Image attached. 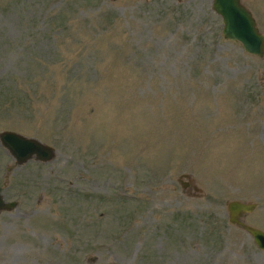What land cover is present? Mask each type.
<instances>
[{"label":"rangeland","instance_id":"1","mask_svg":"<svg viewBox=\"0 0 264 264\" xmlns=\"http://www.w3.org/2000/svg\"><path fill=\"white\" fill-rule=\"evenodd\" d=\"M221 30L212 0H0V132L54 151L4 178L0 143V264H264L226 208L264 232V56Z\"/></svg>","mask_w":264,"mask_h":264},{"label":"water","instance_id":"2","mask_svg":"<svg viewBox=\"0 0 264 264\" xmlns=\"http://www.w3.org/2000/svg\"><path fill=\"white\" fill-rule=\"evenodd\" d=\"M212 9L221 18L223 38L239 42L243 50L251 55L264 56V34L258 30L251 12L240 0H212ZM0 143L16 159L17 163H23L33 155L39 161L45 162L54 155L53 149L38 139L11 130L0 132ZM188 185V182L182 183L184 187ZM256 206V203L238 200L226 203L229 223L246 231L255 244L264 250V232L243 221L244 215L251 213ZM14 207L15 202H5L0 195V211L11 210Z\"/></svg>","mask_w":264,"mask_h":264},{"label":"flooded vegetation","instance_id":"3","mask_svg":"<svg viewBox=\"0 0 264 264\" xmlns=\"http://www.w3.org/2000/svg\"><path fill=\"white\" fill-rule=\"evenodd\" d=\"M5 148V147H4ZM6 151H7V153H8V155H9V157L12 159V161L14 162V166H13V168H7V173L4 175V178H7V177H9V175H10V171H13V170H18L20 167H23V165L27 162V161H29V160H36V161H39L36 157H35V155H33L32 156V158H30V159H28L27 161H25V162H23V163H17V161H16V159L10 154V152L7 150V149H5ZM8 181V180H7ZM9 183V182H8ZM4 185H5V182H4ZM7 186L8 187H12V185H8L7 184ZM4 191H6V189H5V186H4V188L2 189V190H0V195H1V197H2V199L5 201V202H15V207L18 205V201H16V200H7L6 199V196L5 195H7V193H5L4 194ZM14 207V208H15ZM3 211H7V210H3ZM3 211H0V212H3ZM253 239V238H252ZM254 241V240H253ZM255 243V242H254ZM256 245V244H255ZM257 246V245H256ZM258 247V246H257ZM259 248V247H258ZM259 250H261V251H263L264 252V250L263 249H260L259 248Z\"/></svg>","mask_w":264,"mask_h":264}]
</instances>
